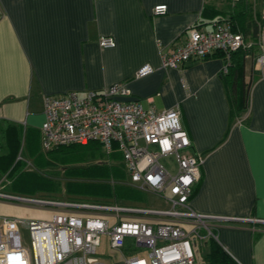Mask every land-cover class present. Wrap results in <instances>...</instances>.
Here are the masks:
<instances>
[{
    "label": "crops",
    "instance_id": "0c3cea01",
    "mask_svg": "<svg viewBox=\"0 0 264 264\" xmlns=\"http://www.w3.org/2000/svg\"><path fill=\"white\" fill-rule=\"evenodd\" d=\"M158 4L165 13H153ZM238 9L234 0H0V155L17 151L26 170L39 162L47 94L125 82L144 108L178 103L192 150L203 156L190 206L232 218L211 220L219 244L239 264H264V221H256L264 220V71L244 56L248 109L230 124L222 52L161 66V53L190 26L210 29ZM101 35L114 45L101 47ZM145 63L153 70L135 77ZM22 207L0 200V223Z\"/></svg>",
    "mask_w": 264,
    "mask_h": 264
},
{
    "label": "built area",
    "instance_id": "2783aa9c",
    "mask_svg": "<svg viewBox=\"0 0 264 264\" xmlns=\"http://www.w3.org/2000/svg\"><path fill=\"white\" fill-rule=\"evenodd\" d=\"M166 9L165 4H158L153 13L163 14ZM98 43L113 46L114 39L101 35ZM250 45L225 17L214 20L210 29L190 26L185 38L161 53V66L179 68L220 51L224 56L222 72H226L231 53ZM259 46L263 53L257 61L264 65V36ZM152 70L145 63L134 76ZM43 114V150L95 141L108 156L120 153L128 185L160 196L168 206L20 195L3 190L8 181L4 177L0 179V200L52 213L48 218L1 217L0 264H110L98 253L104 234L108 235L110 254L123 264H200L201 245L209 237L217 239L211 220L232 218L196 212L190 206L203 156L192 150L178 103L160 111L144 108L131 97L125 82H115L81 94L76 90L47 94L43 96ZM22 225L29 230V247L22 244Z\"/></svg>",
    "mask_w": 264,
    "mask_h": 264
},
{
    "label": "rangeland",
    "instance_id": "374dc122",
    "mask_svg": "<svg viewBox=\"0 0 264 264\" xmlns=\"http://www.w3.org/2000/svg\"><path fill=\"white\" fill-rule=\"evenodd\" d=\"M237 2V0H234ZM249 7V29L246 34V40L251 42L252 50L250 52L251 61L264 71V65L257 61V58L263 53L259 46L261 36H264V0H242ZM115 147V146H114ZM39 162L33 160L29 169L34 170L38 181L28 185L29 189L13 190L20 195H32L47 197L57 200H83V201H110L124 204H137L141 206H152L166 208L167 203L154 193L133 188L128 185L129 178L123 171L121 157L118 152L107 155L100 152L93 157L74 158L63 156H51L47 151H40ZM99 162H101L99 164ZM101 166H103L101 168ZM100 168V169H97ZM115 182L116 185L113 183ZM122 188H129L126 192H131L132 196L123 195ZM11 191V185H8ZM20 217L27 218H48L51 211L40 210L38 208H26L22 204ZM22 244L30 246L29 230L25 226H20ZM101 245L98 253L109 261L110 264H122V261L112 256L107 246L108 235H102ZM202 246V245H201ZM204 247V244H203ZM201 248V247H200ZM199 251L202 256L207 251ZM200 264H202L198 256Z\"/></svg>",
    "mask_w": 264,
    "mask_h": 264
},
{
    "label": "trees",
    "instance_id": "16d2710c",
    "mask_svg": "<svg viewBox=\"0 0 264 264\" xmlns=\"http://www.w3.org/2000/svg\"><path fill=\"white\" fill-rule=\"evenodd\" d=\"M236 5L239 7L237 11L236 19L232 16L229 17L232 28L239 31L246 38V34L249 29V7L237 0ZM252 47L240 48L230 55V63L227 65V71L222 72V77L225 81L228 89L229 100V122L240 118L246 113L248 109V88L249 84L243 80V58L245 55H250ZM101 146L99 143L92 141L86 144L72 143L68 145H58L49 150L47 153L51 156H63L84 158L93 157L101 152ZM17 151H10L5 155H0V176L6 178L8 182L3 183V187L8 189V185H11V190H24L29 189L28 185H32L38 181L37 175L34 170H26L20 159L16 158ZM40 157V154L38 155ZM37 156V157H38ZM101 162H99L100 164ZM103 166H101L102 168ZM100 169V168H97ZM114 185L115 182L113 183ZM132 187V186H131ZM123 195L132 196L129 188H121ZM204 247H207V251L200 256L202 264H239L222 246L219 244L216 238L209 237L203 243ZM203 245L201 251L205 250Z\"/></svg>",
    "mask_w": 264,
    "mask_h": 264
}]
</instances>
